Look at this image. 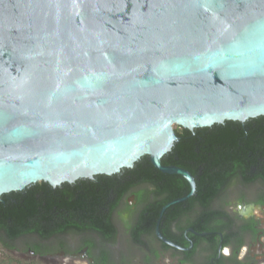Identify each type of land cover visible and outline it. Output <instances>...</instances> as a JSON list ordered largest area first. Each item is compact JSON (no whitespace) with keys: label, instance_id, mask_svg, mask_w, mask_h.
Returning <instances> with one entry per match:
<instances>
[{"label":"water","instance_id":"water-1","mask_svg":"<svg viewBox=\"0 0 264 264\" xmlns=\"http://www.w3.org/2000/svg\"><path fill=\"white\" fill-rule=\"evenodd\" d=\"M264 115V0H0V198L159 170L194 130ZM158 235L166 242L159 228Z\"/></svg>","mask_w":264,"mask_h":264},{"label":"trees","instance_id":"trees-1","mask_svg":"<svg viewBox=\"0 0 264 264\" xmlns=\"http://www.w3.org/2000/svg\"><path fill=\"white\" fill-rule=\"evenodd\" d=\"M178 139L171 151L162 158L164 164H175L191 171L196 179V190L184 201L163 207L169 202L188 195L191 185L180 174L166 173L151 162L148 155L140 158L133 167H124L114 174H97L94 178H80L75 182H63L56 187L39 181L22 190L2 194L0 198V243L4 249H12L13 243L23 236L37 235L39 239L27 247L45 254L51 250L41 240L70 230H100L110 238L116 232L114 213L119 204L134 188L138 201L145 200L138 221L132 228V236L144 243L143 225L149 220L153 228L162 222V233L185 246H194L184 254H194L198 246L206 243L208 252L201 264H254L252 258H238L236 250L231 255L218 254V243L223 236V246H230L232 215L223 208H215L212 202L225 191L233 178L252 182L264 180V115L246 121L226 120L211 126L190 130H176ZM200 205L199 219L188 223L196 231L190 240L172 231L171 225L182 214ZM148 240V239H147ZM239 248L242 244L240 239ZM164 243V242H162ZM165 248H171L163 244ZM144 254V253H143ZM96 256V255H95ZM145 259V257H143ZM94 264H109L108 254L101 253ZM191 264H195L192 262Z\"/></svg>","mask_w":264,"mask_h":264},{"label":"flooded vegetation","instance_id":"flooded-vegetation-1","mask_svg":"<svg viewBox=\"0 0 264 264\" xmlns=\"http://www.w3.org/2000/svg\"><path fill=\"white\" fill-rule=\"evenodd\" d=\"M234 179L235 178H233L231 183H234ZM237 179L240 183L245 184H253L258 181L264 182L263 179H257L252 182L243 181L239 177ZM142 187L144 186L134 188L133 191L126 196V199L119 204L117 211L113 215L114 224L116 226V232L114 233L113 238H110L100 230H70L62 234H57L48 239H40V242H42L44 246L51 250L50 252L45 254H37L36 250L31 247L29 248L30 251H32L35 255H39L40 257H58L57 255L80 257L83 259H88V261L90 260V262L93 264L95 263V258L97 255H100L101 253H107L109 256V264H113L112 252L114 251H112L110 248L117 243V238H119L120 234L123 233L121 231L122 227L118 226L117 224L119 216H122L124 221H126L125 230L130 238L127 240V245L133 247L134 250L139 249L141 252L143 249L145 250L144 254L142 255V257H145V259L143 258L144 264H154L155 261L159 260V258H161V256L164 254H167L170 258H172V260L177 259L178 264H191L192 262L195 264H201L204 262L209 249L206 243L200 244L195 253L191 254V256H188V254L186 255L183 252L191 250L194 246V242L191 240L190 245L185 246L179 242H176L172 238L166 237L160 229L161 225H164V223L162 224L160 221L157 222L153 228H150L152 222L149 223L148 220L146 225H143V227L146 232L152 229H154V232L145 234L146 239L144 243H138L135 241L132 236V228L133 225H135L138 221L141 209L145 206V200L138 201L137 191ZM216 199H219V197L215 198L214 201ZM214 201L212 202V206ZM234 203L233 211L228 212H230L232 215V230H234L236 234L232 237L230 246H223L224 238L221 236L220 242L218 243L217 256L220 257L221 253L223 254V248L228 247V255H231L232 251L236 250L239 259L249 257L254 260V264H260L261 259L264 258V192H260L254 198H248L246 194L240 193ZM201 211L202 207L200 205H195L193 210L182 214L177 220L173 221L171 225L172 231L179 234V236L183 235L184 238L188 240H190V233L202 236L210 234V232L208 233L206 231L199 233L194 229V227L188 224L190 220L199 219L198 213ZM158 228L161 234L174 244H170L160 237L157 232ZM71 234L79 236L75 243H72L69 240V235ZM33 236L36 238V241L39 239L37 235ZM241 238L243 244L237 248L241 242ZM162 242L168 244L171 248H165L163 245L164 243ZM123 252L120 251L119 254V257L122 260L121 264L125 263L127 260L126 259L124 261L125 255H123Z\"/></svg>","mask_w":264,"mask_h":264},{"label":"rangeland","instance_id":"rangeland-1","mask_svg":"<svg viewBox=\"0 0 264 264\" xmlns=\"http://www.w3.org/2000/svg\"><path fill=\"white\" fill-rule=\"evenodd\" d=\"M173 127L175 130L181 128L182 126L178 123H174ZM260 192H264V182L258 181L253 184H245L240 183L237 177L234 179V183H230L225 191L220 195L219 199H216L213 203V207L216 208H223L227 211L232 212L234 207V201L237 200L238 195L240 193H244L247 195L248 198H254ZM133 201V199H132ZM118 218V217H117ZM120 218V219H119ZM118 218V226H121V231L123 233L120 234V237L117 238V243L112 246L113 253V264H121L122 260L119 257L120 251H124V261L123 264H144L143 261V253L145 250L143 249L142 252L138 250H134L133 247L128 246L127 240H129V236L125 230V223L122 216ZM79 236L71 234L69 235V240L72 243L77 241ZM36 242V238L32 235L23 236L16 240L13 245L12 249L6 250L0 243V264H93L88 261V259H83L80 257H71L66 255H57L58 257L52 256H43L40 257L39 255H35L32 251H30L28 245L31 243ZM131 251V252H130ZM223 254L224 249H223ZM154 264H178L177 259L172 260L167 254H164L159 258V260L155 261ZM264 264V258L261 259V263Z\"/></svg>","mask_w":264,"mask_h":264},{"label":"clouds","instance_id":"clouds-1","mask_svg":"<svg viewBox=\"0 0 264 264\" xmlns=\"http://www.w3.org/2000/svg\"><path fill=\"white\" fill-rule=\"evenodd\" d=\"M223 249H224V253H225L226 255H228V250H229V248H228V247H224Z\"/></svg>","mask_w":264,"mask_h":264},{"label":"bare ground","instance_id":"bare-ground-1","mask_svg":"<svg viewBox=\"0 0 264 264\" xmlns=\"http://www.w3.org/2000/svg\"><path fill=\"white\" fill-rule=\"evenodd\" d=\"M174 123H178L179 125H180V123L179 122H174ZM174 123H173V125H174ZM181 126H183V125H181ZM174 128V127H173Z\"/></svg>","mask_w":264,"mask_h":264}]
</instances>
